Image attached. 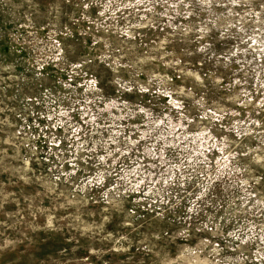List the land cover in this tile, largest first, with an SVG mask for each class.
Listing matches in <instances>:
<instances>
[{
	"label": "rangeland",
	"instance_id": "rangeland-1",
	"mask_svg": "<svg viewBox=\"0 0 264 264\" xmlns=\"http://www.w3.org/2000/svg\"><path fill=\"white\" fill-rule=\"evenodd\" d=\"M0 264H264V0H0Z\"/></svg>",
	"mask_w": 264,
	"mask_h": 264
}]
</instances>
